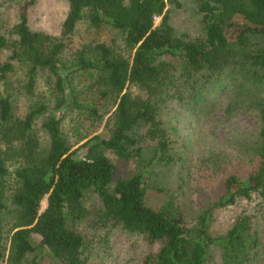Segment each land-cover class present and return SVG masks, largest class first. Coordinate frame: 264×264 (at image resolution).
<instances>
[{
    "label": "trees",
    "instance_id": "16d2710c",
    "mask_svg": "<svg viewBox=\"0 0 264 264\" xmlns=\"http://www.w3.org/2000/svg\"><path fill=\"white\" fill-rule=\"evenodd\" d=\"M65 1L59 35L30 28L28 9L36 0H22L18 22L7 37L0 34V51H7L0 64V264H40L43 250L55 264H86L90 236L83 224L90 214L91 227L104 236L118 227L154 246L142 264H207L210 246L220 248V264H256L264 256L258 215L242 211L217 235L210 227L218 208L252 201L253 194L264 202V0H195L204 25L198 38L170 24L167 6L179 0ZM81 21L110 26L122 45L73 47ZM39 78L51 83L48 97L35 92ZM86 92L93 105H85ZM213 92L223 98H210ZM19 95L29 100L23 117L14 111ZM110 98L116 106L109 136L95 134L72 149L62 129L65 114L55 112L72 106L93 121ZM216 101L227 118L253 114L258 126L227 138L246 168L222 172L229 155L209 156L212 170L224 174L222 191L195 224H187L175 198L157 208L146 204L143 169L114 179L109 154L139 167L141 135L155 142L147 165L175 162L168 153L170 134L179 129L173 122L196 121Z\"/></svg>",
    "mask_w": 264,
    "mask_h": 264
},
{
    "label": "rangeland",
    "instance_id": "374dc122",
    "mask_svg": "<svg viewBox=\"0 0 264 264\" xmlns=\"http://www.w3.org/2000/svg\"><path fill=\"white\" fill-rule=\"evenodd\" d=\"M180 5L174 6L168 4L169 22L175 31L185 37L198 38L203 36L204 25L201 14L198 12V2L195 0H179ZM22 0H0V34L7 37V32L18 22L19 5ZM68 11V4L65 0H36L28 9V24L33 30H40L51 35H59L62 21ZM160 21V17L155 19V25ZM73 47H78L81 43H106L112 47L122 45L120 34L108 25L91 26L87 21H81L75 30ZM116 45V46H115ZM128 56L130 52L124 50ZM118 50V49H117ZM7 51H0V64L6 59ZM88 79L83 76L80 80ZM78 77L72 79V83L77 84ZM44 80L39 78L36 86L37 96H49L51 83L44 84ZM127 90L133 94H138L136 85L129 84ZM2 89V87H1ZM88 100L85 105H93L94 98L87 93ZM218 96L221 99L223 94L211 93L210 98ZM110 98L107 102H102L96 109L98 115L96 120L90 121L83 118L84 113L80 109L72 106L62 107L55 112L59 115L64 113L65 118L61 122L63 133L65 134L72 149L77 147L84 140L95 134L108 137L112 124L111 117L115 110V103ZM29 100L23 95H19L15 103V113L20 117L26 110ZM207 114L198 117L196 121H185L178 123L174 121L179 129L171 132L169 139L172 140L169 154H173L176 161L169 164L151 162L148 164L151 155V147L155 142L147 136L141 135L139 145L144 148L140 155L138 167L134 159L130 161L117 160L112 154L114 163V179L120 177H129L140 169L145 171L147 205L157 208L169 199H176L182 205L185 219L188 225H193L197 221L198 215L214 201L222 191L224 174L230 170H236V167L246 168L244 157L235 158V146L227 141V138L240 131H253L258 126V120L253 114L237 113L231 118H227L223 112L224 103L216 101ZM64 111V112H63ZM47 114V113H46ZM16 116V115H15ZM41 120H37V126ZM169 128L167 125H164ZM170 129V128H169ZM141 131L139 134H141ZM42 132L39 130V135ZM82 141L78 139L84 136ZM215 154L229 155L227 159L231 163L225 168V171L219 172L212 170V161L209 156ZM181 159V160H180ZM155 161V160H154ZM140 168V169H138ZM252 201L239 199L235 203L215 210L210 227V233L217 235L222 233L228 227L234 218L242 211L258 215L256 223L258 228L264 233V202L261 198L253 194ZM261 202V203H260ZM260 203V204H259ZM47 201L44 198L41 201V210L46 207ZM89 204V203H88ZM90 205V204H89ZM95 204L90 206L93 211ZM93 216L89 215V220L83 224V228L89 232L90 244L85 252L87 257L86 264H142L144 258L152 253L153 247L149 246L141 236L128 233L115 228L109 236H104L102 231H96L91 227L94 222ZM36 237H33L35 240ZM210 259L207 264L221 263V250L216 246H210ZM40 264H55L48 251H42ZM256 264H264V256L257 259Z\"/></svg>",
    "mask_w": 264,
    "mask_h": 264
}]
</instances>
